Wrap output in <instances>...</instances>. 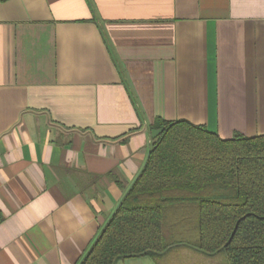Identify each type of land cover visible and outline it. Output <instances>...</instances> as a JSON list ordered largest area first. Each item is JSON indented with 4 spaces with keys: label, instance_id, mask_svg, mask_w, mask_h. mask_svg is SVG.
<instances>
[{
    "label": "crops",
    "instance_id": "obj_1",
    "mask_svg": "<svg viewBox=\"0 0 264 264\" xmlns=\"http://www.w3.org/2000/svg\"><path fill=\"white\" fill-rule=\"evenodd\" d=\"M157 118L264 135V0H0V264H80Z\"/></svg>",
    "mask_w": 264,
    "mask_h": 264
},
{
    "label": "trees",
    "instance_id": "obj_2",
    "mask_svg": "<svg viewBox=\"0 0 264 264\" xmlns=\"http://www.w3.org/2000/svg\"><path fill=\"white\" fill-rule=\"evenodd\" d=\"M150 133L145 166L80 264H116L181 243L223 251L229 264H264V135L222 139L161 118Z\"/></svg>",
    "mask_w": 264,
    "mask_h": 264
},
{
    "label": "rangeland",
    "instance_id": "obj_3",
    "mask_svg": "<svg viewBox=\"0 0 264 264\" xmlns=\"http://www.w3.org/2000/svg\"><path fill=\"white\" fill-rule=\"evenodd\" d=\"M166 231H168V229H165ZM216 258L218 260H227V257H226V254L222 251V252H219L217 255H216Z\"/></svg>",
    "mask_w": 264,
    "mask_h": 264
}]
</instances>
